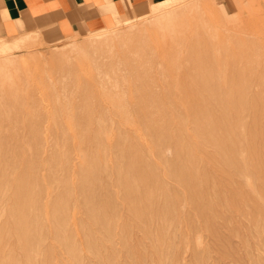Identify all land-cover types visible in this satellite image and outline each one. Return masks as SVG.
Instances as JSON below:
<instances>
[{"label": "rangeland", "instance_id": "1", "mask_svg": "<svg viewBox=\"0 0 264 264\" xmlns=\"http://www.w3.org/2000/svg\"><path fill=\"white\" fill-rule=\"evenodd\" d=\"M69 38L0 44V263L20 209L46 240L17 264H264V183L244 176L264 172V0H171ZM207 181L238 203L205 242L188 202Z\"/></svg>", "mask_w": 264, "mask_h": 264}, {"label": "crops", "instance_id": "2", "mask_svg": "<svg viewBox=\"0 0 264 264\" xmlns=\"http://www.w3.org/2000/svg\"><path fill=\"white\" fill-rule=\"evenodd\" d=\"M160 1L164 0H0V38L30 32L41 41L68 40L76 33L133 20Z\"/></svg>", "mask_w": 264, "mask_h": 264}, {"label": "bare ground", "instance_id": "3", "mask_svg": "<svg viewBox=\"0 0 264 264\" xmlns=\"http://www.w3.org/2000/svg\"><path fill=\"white\" fill-rule=\"evenodd\" d=\"M176 1V0H175ZM207 1H209V0H203V4L205 3V2H207ZM169 2H171V0H164V1H160V2H158V3H155V4H153V5H151L150 6V8H151V12L153 11V12H155L156 10H158V9H160V8H162V7H164V6H166ZM202 3V2H201ZM200 5V4H199ZM210 12V11H209ZM162 19V18H161ZM161 19H158V20H161ZM132 20H129V21H124L125 22V24H129L130 22H131ZM158 22V21H157ZM160 22V21H159ZM156 23V22H155ZM36 31V30H35ZM96 32H98V31H96ZM21 33V32H20ZM26 34H31L30 32L28 33H26ZM23 36H24V34H16V35H13V36H6V37H1L0 38V44H8V46H10L11 44H14L15 43V41H19V40H21L22 38H23ZM95 36V35H94ZM93 37V36H92ZM96 40V37L94 38V41ZM7 49V48H6ZM10 62H12L11 60H9V63ZM236 108V107H235ZM237 109V108H236ZM237 111V110H236ZM231 112V111H230ZM239 113H237V115H238ZM254 121V120H253ZM222 124V123H221ZM230 124V123H229ZM255 125V124H254ZM257 134V133H256ZM260 134V133H259ZM263 134V133H262ZM233 135V134H232ZM242 136V135H241ZM263 137V136H262ZM226 138V137H225ZM255 140V139H254ZM252 142H253V140H252ZM264 142V141H263ZM264 144V143H263ZM251 146V145H250ZM231 153H232V151H231ZM255 153V152H254ZM260 154V153H259ZM216 162V161H215ZM238 164V163H237ZM213 165V164H212ZM219 167V166H218ZM259 167H261V166H259ZM238 169H241V168H238ZM255 169H257V167L255 168ZM254 169V167H253V169H252V172H253V170H255ZM260 169V168H259ZM259 169H258V171H256V172H254V173H256V176H258V178L254 181V179H253V177L254 176H251V174L250 173H247V174H244V176H245V179H246V176H247V182H249V184H250V181H251V183H255V182H257V181H259V183L261 184V182L262 183H264V178L262 177L263 175H264V172H261V173H263V175L262 174H260V173H258L259 172ZM236 170H237V167H236ZM235 170V171H236ZM242 170V169H241ZM241 170L240 171H238L239 172V174H240V172H241ZM262 170H264V169H262ZM221 171V170H220ZM232 172V173H236L237 174V171L236 172ZM242 171H244V173L246 172L245 170H242ZM224 173H226L225 171H224ZM224 173H222L221 175L222 176H224ZM230 173V172H229ZM258 173V174H257ZM220 174V173H219ZM219 174L217 175V176H219ZM226 174H228V173H226ZM261 175V176H260ZM222 176H219V177H222ZM218 177V178H219ZM232 177H233V175H232ZM234 178V177H233ZM235 178H238V177H235ZM235 178H234V180H235ZM208 179V178H207ZM206 179V180H207ZM229 179H231L232 180V178H229ZM210 180V179H209ZM211 180H213V179H211ZM210 180V181H211ZM218 180V179H217ZM238 180V179H237ZM239 180H240V177H239ZM239 180H238V182H239ZM213 181H215V180H213ZM212 182V181H211ZM221 181H219V183H220ZM226 182H231L230 180H226ZM237 182V181H236ZM235 182V183H236ZM240 182H243V181H240ZM213 183V182H212ZM219 183H217V186L216 185H214V188H213V190H211L210 189V184H209V181H207V184H206V188H204L205 186H202V185H205L204 184V182H203V184L201 185L202 186V188H200L199 187V191H201V190H203L204 189V193L202 192V197H201V195H200V193H198L199 195H200V197H199V195H198V198H200L199 200H196V198L193 196V199L195 198V200L197 201H193V199H192V201L190 202H188V203H190V208H191V211H193V209H198V213H199V219H201V221L203 222H201L202 223V226H203V224H204V226L202 227V234H204V235H202V238L204 239V241H205V239H206V241L205 242H207V239L209 240V238H210V236L212 237L213 236V234H215V236H213V237H215V238H218V235H219V230H220V232H221V228H223V227H226L227 229H228V227H227V224H226V222H224V218H226V217H224L223 218V215L225 216V213L224 212H226L225 211V209H227V208H229V207H235V208H237L236 206H237V204H235L237 201H236V197H235V199H231L233 196H226L225 194H226V191L225 190H223V185L221 186ZM232 183H234V182H232ZM224 184V183H223ZM241 184V183H240ZM243 184V183H242ZM246 185V184H245ZM244 184H243V186H245ZM257 185H258V183H257ZM262 185V184H261ZM213 186V185H212ZM262 186H264V185H262ZM247 187V186H246ZM239 188V190H240V186L238 187ZM237 188V189H238ZM251 188H253V187H251ZM256 188V187H255ZM259 188H260V186H259ZM225 189V188H224ZM234 189V188H233ZM196 190V189H195ZM260 190V189H259ZM263 191H264V188L262 189ZM262 190H260L261 191V193L263 192ZM198 191V192H199ZM236 191V190H235ZM249 191V190H248ZM260 191H259V193H260ZM192 192V191H191ZM223 192H225V194H223ZM239 192V191H238ZM254 192V191H253ZM227 193H228V191H227ZM231 193V192H230ZM236 193V192H235ZM243 193V195H244V192H242ZM241 194V193H240ZM263 194V193H262ZM225 195V196H224ZM228 195V194H227ZM231 195V194H230ZM233 195V194H232ZM239 195V194H238ZM242 195V196H243ZM264 195V194H263ZM237 196V195H236ZM262 196V195H261ZM238 197V196H237ZM245 198H247V196H246V193H245V196H244ZM240 198V197H239ZM241 198H243V197H241ZM241 198H240V200H241ZM245 198H243V202L242 201H240L238 198V201H239V203L241 204V205H243V207L245 206V207H247V208H245L244 207V209H242L243 210V215H245V213L246 214H248V213H250V211H251V207L253 206V201L251 200V203H248V202H250L249 201V199H246L245 200ZM257 199V198H256ZM261 199L263 200L264 199V197L262 196L261 197ZM167 200V199H166ZM188 200V199H187ZM259 200V199H258ZM260 201V200H259ZM258 201V202H259ZM264 201V200H263ZM188 203H187V206H188ZM238 203V202H237ZM244 203V204H243ZM158 204V203H157ZM167 204V203H166ZM256 204V203H255ZM236 205V206H235ZM241 205H238V206H241ZM258 205V204H257ZM259 205H263V204H259ZM14 206V205H13ZM22 206V205H21ZM166 206V205H165ZM256 206V205H255ZM242 207V206H241ZM257 207H259V206H257ZM188 207H186V209H187ZM193 208V209H192ZM251 208V209H250ZM153 210V209H152ZM160 210V209H159ZM231 210V209H230ZM236 210V209H235ZM235 210L233 211V212H231V213H233L234 214V212H235ZM21 210L20 209H14V211L12 212V215L13 216H15V217H19V218H17L19 221H20V223H19V226L18 227H16V226H14L15 228H11V230L13 231V230H15L17 233H19L20 235L18 236V241H15V242H10V244H9V248H10V255L12 254V258H13V261H12V263L13 264H17L18 263V261H19V257H18V254L20 253V251H25L26 249H28V248H31V246H33V245H35V244H39V245H42L44 242H43V240H46V237H42L41 235L43 234V233H41V234H39V235H31L28 231H26L27 229H25L24 228V226H25V223H27V221H25V219H26V216H27V214L26 213H24V212H20ZM187 211H189V210H187ZM197 211V210H196ZM263 211V210H262ZM162 212V211H161ZM195 212V211H194ZM236 212H239V209H237L236 210ZM253 212V211H252ZM251 212V213H252ZM188 213V212H187ZM222 213H224L223 215H222ZM28 214H30V213H28ZM185 214V213H184ZM193 214H195V213H193ZM63 215V214H62ZM61 215V216H62ZM166 215V214H165ZM169 215H171V214H169ZM196 215V214H195ZM195 215H194V217H195ZM235 215H236V213H235ZM240 215H241V211H240ZM239 215V216H240ZM248 215H250V214H248ZM252 215V214H251ZM60 215H54V218H55V224H56V228H57V230H56V232H55V236H51L52 237V239L54 240V241H56V240H58L59 241V238H60V231H61V234L63 233H66L67 235H69V234H72L73 232H74V230L73 229H70V226H72L71 224H72V218H74L73 216L72 217H69L68 219L66 218H64V216L63 217H61ZM185 216V218L187 219V217H186V214L184 215ZM198 216V215H197ZM263 216V215H262ZM160 217V216H159ZM230 217V216H229ZM250 217V216H249ZM156 218V217H155ZM190 218V217H189ZM230 218H232V217H230ZM237 218V217H236ZM243 218V217H242ZM197 219V218H196ZM232 219H234V221H235V223H237L236 222V220H235V217L234 218H232ZM231 219V220H232ZM237 219H239V218H237ZM244 219V218H243ZM242 219V220H243ZM246 219V218H245ZM244 219V220H245ZM250 219V218H249ZM158 220H159V218H158ZM188 220V219H187ZM190 220V219H189ZM227 220V219H226ZM240 220V219H239ZM239 220H238V222H239ZM157 221V220H156ZM192 221V220H191ZM195 221V220H194ZM229 221V220H228ZM196 222H197V220H196ZM195 222V223H196ZM231 222V221H230ZM229 222V225L232 223H230ZM246 222H248V221H246ZM187 223H188V221H187ZM186 223V224H187ZM191 224H193L192 222H190ZM201 223H199L200 225H201ZM244 223V222H243ZM243 223H240V224H238V225H242ZM236 224V225H237ZM253 224V223H252ZM135 225V224H134ZM190 224H188V226H189ZM235 225V226H236ZM244 225H245V223H244ZM97 226V225H96ZM193 226V225H192ZM1 227V226H0ZM61 228V230H60V228ZM142 227V226H141ZM232 228H234L233 226H231ZM240 227V226H239ZM28 228V227H27ZM140 228V227H139ZM143 228V227H142ZM183 228V227H182ZM195 228L196 229H198L196 226H194V230H195ZM201 228V227H200ZM238 228V227H237ZM248 228V227H247ZM235 229V228H234ZM234 229H233V231H234ZM261 229V228H260ZM29 230V229H28ZM193 230V229H192ZM199 230V229H198ZM224 230L225 231H227L225 228H224ZM59 231V232H58ZM159 231V230H158ZM230 231V230H229ZM15 232V233H16ZM42 232V231H41ZM85 232V231H84ZM83 232V233H84ZM163 232V231H162ZM189 232V231H188ZM200 232V231H199ZM228 232V231H227ZM256 232V231H255ZM195 233H196V230H195ZM222 233V232H221ZM231 232H229V234H230ZM6 234H7V232H6ZM85 234V233H84ZM91 234V233H90ZM127 234V233H126ZM222 234H224V232L222 233ZM227 233H225V235H226ZM242 234V233H241ZM232 235V234H231ZM249 235V234H248ZM13 236V235H12ZM90 236V235H89ZM245 236V235H244ZM247 236V235H246ZM6 237H7V235H5V240H8V239H6ZM135 237V236H134ZM138 237V236H137ZM228 237V236H227ZM234 237V236H233ZM214 238V239H215ZM221 238V237H220ZM237 238V237H236ZM248 238V237H247ZM1 239V238H0ZM2 239H3V237H2ZM138 239V238H137ZM141 239V238H140ZM180 239H181V237H180ZM179 239V240H180ZM226 239V238H225ZM17 240V239H16ZM74 240V239H73ZM142 240V239H141ZM218 240V239H217ZM137 241V240H136ZM147 241V240H146ZM192 242V240H190L189 239V242ZM212 241V240H211ZM211 241H208V243L209 242H211ZM215 240H213V242H214ZM220 241V240H219ZM9 242V241H8ZM167 242V241H166ZM204 242V243H205ZM6 243V241L4 242V244ZM138 243V242H137ZM212 243V242H211ZM210 243V244H211ZM222 243V242H221ZM228 243V242H227ZM4 244H2V245H4ZM220 244V243H219ZM231 244H232V242H231ZM236 244V243H235ZM189 245V244H188ZM192 245V244H191ZM206 244H204V246H205ZM213 245H215V243H213L212 244V246ZM210 246V245H209ZM220 246V245H219ZM238 246V245H237ZM4 247V246H3ZM207 247V246H206ZM221 247V246H220ZM231 247V246H230ZM239 247V246H238ZM6 248H7V246H6ZM8 248V249H9ZM193 248V247H192ZM209 248V247H208ZM226 248V247H225ZM240 248V247H239ZM242 248H244V247H242ZM2 249V248H1ZM7 249V250H8ZM32 249V248H31ZM64 249V248H63ZM200 249V248H199ZM236 249V248H235ZM238 249V248H237ZM6 250V251H7ZM20 250V251H19ZM37 250H39L38 248H37ZM72 250H74V248L73 249H70V248H67V253H70V251H72ZM110 250V249H109ZM195 250V249H194ZM208 249L206 248V254H208L209 252L207 251ZM224 250V249H223ZM3 251V250H2ZM5 251V250H4ZM42 251V250H41ZM190 251V250H189ZM191 251H193V250H191ZM204 251H205V249H204ZM230 251H232V250H230ZM98 252V251H97ZM143 252V251H142ZM208 252V253H207ZM221 252V251H220ZM5 253V252H4ZM3 253V254H4ZM25 253V252H24ZM35 253V252H34ZM194 253V251L192 252V256L194 257L195 256V254H193ZM195 253H196V251H195ZM240 253V252H239ZM37 254V253H36ZM211 254V253H210ZM218 254V253H217ZM35 255V254H34ZM47 255V254H46ZM219 255V254H218ZM0 256H2L1 255V250H0ZM3 256H5V255H3ZM2 256V257H3ZM37 256H39V255H37ZM37 256L35 257V258H37ZM48 256H49V253H48ZM220 256V255H219ZM234 256V255H233ZM44 257V256H43ZM55 257V256H54ZM181 257V256H180ZM208 257H210L209 255H208ZM31 259H33V258H31ZM30 259V257H26V255H25V263L26 264H38V261H37V259H35V261L34 260H31ZM38 259H39V257H38ZM57 258H55V260H56ZM1 260V259H0ZM53 260V259H52ZM217 260V259H216ZM232 260V259H231ZM248 260V259H247ZM4 262V261H3ZM39 262H41V261H39ZM43 262V261H42ZM48 262V261H47ZM141 262V261H140ZM233 262V261H232ZM11 263V264H12ZM43 263H45V262H43ZM236 263V262H235ZM250 263V262H249ZM1 264V263H0Z\"/></svg>", "mask_w": 264, "mask_h": 264}]
</instances>
